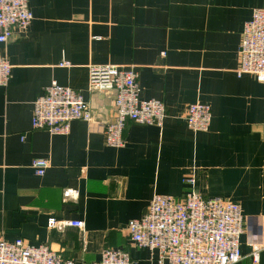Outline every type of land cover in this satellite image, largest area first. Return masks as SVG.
Listing matches in <instances>:
<instances>
[{
	"label": "crops",
	"instance_id": "crops-1",
	"mask_svg": "<svg viewBox=\"0 0 264 264\" xmlns=\"http://www.w3.org/2000/svg\"><path fill=\"white\" fill-rule=\"evenodd\" d=\"M29 7V28L0 42L11 64L0 86V239L47 245L75 264H101L107 247L129 252L132 264H158V251L131 240L128 222L155 194L183 197V179L193 175L203 197L241 206L242 257L234 264H264V82L238 73L243 28L264 0H29ZM100 64L134 66L140 98L165 104L163 124L129 121L124 145H109L103 123L113 117L114 92L89 90V68ZM53 80L81 93L96 121L73 120L67 134L34 129L35 101ZM195 102L211 108L207 131L187 123ZM38 157L50 161L44 175L32 166ZM50 217L85 227L50 228Z\"/></svg>",
	"mask_w": 264,
	"mask_h": 264
},
{
	"label": "built area",
	"instance_id": "built-area-1",
	"mask_svg": "<svg viewBox=\"0 0 264 264\" xmlns=\"http://www.w3.org/2000/svg\"><path fill=\"white\" fill-rule=\"evenodd\" d=\"M33 20L29 0H0V42H8L15 33L25 32ZM238 73L254 74L264 82V8L254 10L242 31ZM62 65H69L64 62ZM11 64L0 57V86H7ZM89 90L114 92L113 117L103 123L106 142L123 146V132L129 121L161 126L166 106L159 99L140 98L138 71L134 66L91 65ZM185 118L195 131H207L212 112L209 105L195 102L188 106ZM95 122L93 110L74 88L53 80L35 101L32 125L52 134H67L73 120ZM38 175H44L50 161L38 157L32 163ZM188 190L181 198L155 194L145 214L128 222L132 241L159 253L158 264H234L241 259L240 239L245 230V216L239 203L218 197H203L195 189L193 175L183 179ZM77 191L68 189L67 198ZM84 229L83 220H59L50 217L48 226L59 224ZM258 251L253 258L256 260ZM0 264H75L47 245H33L23 238L0 239ZM101 264H132L129 252L107 247Z\"/></svg>",
	"mask_w": 264,
	"mask_h": 264
}]
</instances>
